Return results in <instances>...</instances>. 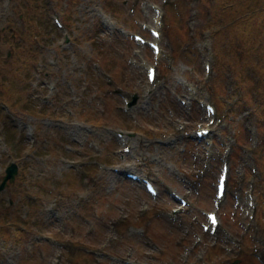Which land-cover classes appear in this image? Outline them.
Masks as SVG:
<instances>
[{
    "label": "rangeland",
    "instance_id": "obj_1",
    "mask_svg": "<svg viewBox=\"0 0 264 264\" xmlns=\"http://www.w3.org/2000/svg\"><path fill=\"white\" fill-rule=\"evenodd\" d=\"M262 1L264 2V0H216L217 7L215 10L221 11V8L225 7V12H221L227 15L228 7L233 6L234 15L232 14L229 19L235 18L241 22L236 28L237 34L235 35L238 37L240 32L246 31L244 21L250 18V15L252 18H255L254 14L259 15ZM146 2L162 4V0H51L49 3H45L44 0H35V6L39 8L29 11L30 9L25 6L30 3L29 0H0V28L10 26L12 28L11 36H20V33H23L29 38L30 34H34L31 30L29 31L30 27L22 30L23 25L17 24V17L21 18L22 14L31 19V24L37 26L36 23L39 22L40 26H43V28H38L48 36L44 35L45 41L42 44L43 49H45V60L40 59L35 64L36 72L32 81L37 82L42 78L56 83L53 94L48 93L45 88L43 91L34 90L35 99L38 93L39 97H47L49 101L47 106H43L39 102L42 111H44L43 116L38 117L37 123L33 120L39 129L37 151H32L29 148L27 140L21 145L24 153H26L24 156L26 160L22 163L23 171L20 179L22 184H19L18 190L21 191L22 187L23 191L28 193L27 201L29 203L22 206L23 209L25 207L24 213L27 215L21 221L19 214L21 210L24 214L23 209L16 204L13 207L11 220L5 221L0 217V224H4L5 228V230H0V264H50L49 261L53 254L61 253V249L45 245L41 240L42 235L52 236L66 244L68 241L75 244L74 252L69 253L64 250V260L60 259V263L97 264L93 258H89L90 263L85 262L87 255L83 247L98 248L108 234V226H115L117 222L114 221L119 219L120 213L124 211L127 212L128 216L124 219L125 221H123L119 231L121 234L123 229L125 238L121 240L122 244H120L119 237L121 235H119L118 242L116 240L111 251H114L118 256H127L128 250L134 248L136 249L134 259L142 263L184 264L181 261V249L183 246H190L195 235L201 233L200 222L205 221V219L201 218L200 222L192 228L193 235L180 245L182 247H178L179 237L183 235L182 230L177 227L176 223L166 222L164 217L159 214L161 210L170 211L177 205L163 196L159 201H150L152 207L150 211L140 215V202L149 200L144 189L132 186L127 180L116 176L110 170L99 171L95 161L106 162L108 165L121 162L114 152L120 148L114 137L118 131L135 132L136 135L133 137L135 140L139 134L146 135L149 126L155 125L153 127L155 130L152 128L151 133L170 139L172 143L179 139L181 135H177L173 130L174 122L180 117L178 111L180 106L175 95H181L182 92H185L181 83L184 79L190 82L194 81L199 88L206 86L207 98L217 100V103L221 102L219 104L220 122L218 128L227 134L233 132L235 138L238 137L235 142L237 149L239 146H247L246 127L250 115L246 112L249 109L253 112L254 108L258 109V114L261 113V109L264 111V58L261 57L260 59L258 55L253 54V59L244 60L242 65L232 63L236 76L232 80L236 88L235 95L233 94L234 97L232 98L233 95H228L224 90L220 92L218 89H222L226 81V76L223 77L219 74L225 65L222 63L223 60L219 61L218 58L216 77L210 83H206L199 60V51L202 49L201 38L197 35L190 38L187 32L188 21L194 19L191 13L199 12L198 16L200 17H196L199 28L200 25L206 28L210 27V24L205 23L208 19L205 8L209 7V0H170L169 6L165 8L164 41L166 53H169L171 49L169 46L171 44L170 34L177 37L173 40L177 52V64H174V69H170L165 62H162L160 64L157 99L154 103L149 104V98H143L148 111L149 108L154 110L155 105L158 107V114L153 116L154 113H148L142 109V93L144 92L142 85L147 83L144 76L145 65L140 62L137 64L134 62L128 64L127 62L128 57L133 53L132 48H134L132 35H130L131 31L142 30L143 23L152 24L150 20H142L148 18L140 9V6ZM96 7L99 9L98 11H101V8L107 10L113 28L107 30L103 28L100 17L97 16L99 13L95 10ZM133 7H136L135 12L132 11ZM56 16L66 25L65 31L60 32V28L55 26L54 17ZM222 19L227 20V16L222 17ZM67 32L71 34L72 48L70 50L65 47L61 40V37L63 38ZM240 37L238 38L240 39ZM252 39L254 40L253 50L259 54L257 47L261 43V36L257 33L253 35ZM1 41L0 49H7L12 43L8 37H2ZM219 51L223 55V49H219ZM2 56L4 53L0 54V59H3ZM50 57L58 61V68L49 66L48 58ZM233 60L237 59L234 57ZM96 63H101L103 68L108 71L112 83L109 84L105 78L97 75L94 70ZM24 66L27 67L26 62H24ZM247 66H251V70ZM225 72L226 69L223 73L225 74ZM47 75L50 77L48 78ZM218 78L220 79L215 81ZM244 86H247L245 90L242 89ZM116 88H121L126 93L138 96L137 103L138 101L139 103L138 107L133 109L134 113H125L122 110V100L112 92ZM168 89H171V93L168 92ZM32 94L33 92H30L29 97ZM139 96H141L140 100ZM159 96L163 98V102ZM230 98L237 100L234 106L235 111H230L232 107L229 109L225 105V99ZM246 101L250 102L247 103ZM135 113H139V116H135ZM172 113H175V117H171ZM133 114L134 119L130 117ZM167 118H173L172 124L168 123ZM252 119L256 125L260 126L258 127L261 130L260 136L263 140L264 127H261V123L264 120V113L262 117H258L255 110ZM51 120L57 121L63 131L54 129V127L50 128ZM27 121L29 122L31 119L27 118ZM1 122L2 119L0 118V125ZM158 124L167 127L156 128ZM15 133L18 134L20 131ZM254 136L257 137V135ZM73 138L77 140V143H80V147L73 143ZM90 142L91 145H89ZM254 144L251 142L252 147ZM0 146L3 145L0 144ZM262 146L264 147V145ZM71 147L80 149L81 153L78 155L68 153V151L71 152ZM94 147H100L101 151L97 152ZM184 147V143H179L176 147L170 148L155 145L144 146L150 156L146 159L147 164L142 168V172L153 173L151 175L162 191L165 190L164 188L169 182L179 187L186 194L192 192L193 200H196L199 206L210 209L213 205L211 198L208 197L209 194H212L211 196L214 194V192L211 193V183L197 177L198 165L196 160L191 157V153L187 151L182 153L181 150ZM155 156L161 157L160 165L151 161L152 157ZM258 156L261 161L264 160V152L260 151ZM69 160L82 162L88 160L89 163L86 167L79 165L74 172L67 167ZM178 163L182 166V168L178 167L181 172L193 174L189 177L193 182L188 179L181 180L172 175L175 172L174 170L170 172L169 168L171 164L176 166ZM135 164L134 160L129 161L130 167ZM238 170L235 172L236 177H238ZM261 192L264 195V184H259L256 187V196L259 201L261 200ZM16 194L19 195L18 192ZM29 196L33 198L32 201L29 200ZM50 203H55L57 211L63 213V220L56 219L53 213L47 211ZM3 208V212L6 214L5 206ZM262 209L260 208L261 218L264 216ZM221 212L223 227L234 232L237 237L239 236L238 238L244 239L240 264H258L254 258L256 243L253 240L248 241L247 237L241 235V221L243 219L237 214V210L234 206H229ZM94 215L100 220L96 221ZM83 217L93 219L96 222L97 232L93 236L87 235V225ZM184 218L188 219V222L190 221L189 218ZM65 223H67V229L62 231L61 225ZM19 225L24 227V232H17L20 230ZM138 230L145 231V234L139 235ZM252 232H254L253 229ZM260 236H264V228ZM149 240L163 244L162 246L166 247L165 254L160 256L151 252L145 245L139 244V241L145 243ZM214 244L211 239L205 237V242L200 249L206 251V260L210 263L216 261V264H224L226 257L222 248L213 258H208L215 247ZM39 250L47 253V259H40ZM129 258L131 259V257ZM102 264L114 263L103 261Z\"/></svg>",
    "mask_w": 264,
    "mask_h": 264
}]
</instances>
